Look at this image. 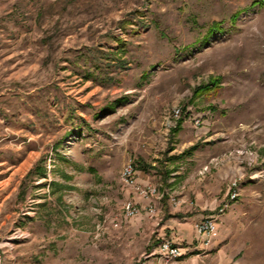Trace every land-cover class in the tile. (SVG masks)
Returning <instances> with one entry per match:
<instances>
[{"label": "rangeland", "instance_id": "374dc122", "mask_svg": "<svg viewBox=\"0 0 264 264\" xmlns=\"http://www.w3.org/2000/svg\"><path fill=\"white\" fill-rule=\"evenodd\" d=\"M254 1L0 0V264H264ZM129 162L148 166L132 185ZM235 179L240 195L205 245L197 225ZM174 220L193 222L194 239L168 259Z\"/></svg>", "mask_w": 264, "mask_h": 264}, {"label": "built area", "instance_id": "2783aa9c", "mask_svg": "<svg viewBox=\"0 0 264 264\" xmlns=\"http://www.w3.org/2000/svg\"><path fill=\"white\" fill-rule=\"evenodd\" d=\"M122 177L127 184H135L137 179V170L134 163L129 162L125 164L122 168ZM240 187L238 180L235 179L231 182V189L228 195V199L225 200L219 208L211 215L205 217L197 225L199 233L203 237V242L205 245H209L212 242V235L218 229L219 219L226 213V211L231 207L232 203L240 195ZM149 192H156V188L149 185ZM146 191V189H145ZM161 252L168 259H174L182 255L181 248L171 239H164L161 243Z\"/></svg>", "mask_w": 264, "mask_h": 264}, {"label": "trees", "instance_id": "16d2710c", "mask_svg": "<svg viewBox=\"0 0 264 264\" xmlns=\"http://www.w3.org/2000/svg\"><path fill=\"white\" fill-rule=\"evenodd\" d=\"M257 5H264V0H256V1H254L252 3V6H257ZM242 11L243 10H239L236 13L233 14L232 20L234 22L237 20V18L239 17V15H240V13ZM222 29H223V27H222V23L221 22H218V21L214 22L210 26L209 31L207 33V36L204 38L203 42L204 43H207L208 40L210 39V37L212 36V34H214L216 31H220ZM219 80H220L219 78L212 79V82H209L207 84H202V85L198 86L195 89V91H194V96L195 97L201 96L203 94H206V93L211 92L215 88L220 87V81ZM185 117H186L185 115H181L177 119L175 126L171 128L172 134H175L176 132H178V130L182 127V122L185 119ZM199 147H200V144L199 143H194L193 145H191L190 147H188L187 149H185L181 153L172 155L169 160H171L173 162H176L178 160L185 159L187 157H191V156L194 155V153L196 152V150ZM173 149H174V147H171V150H173ZM147 167H148L147 165L140 164V162L135 165L136 170L145 169ZM150 167L156 168L153 165H150ZM90 170L93 171V172H95V169L94 168H90ZM167 172H168V174L166 175V177H168L171 174V172H173V171L172 170H168Z\"/></svg>", "mask_w": 264, "mask_h": 264}, {"label": "crops", "instance_id": "0c3cea01", "mask_svg": "<svg viewBox=\"0 0 264 264\" xmlns=\"http://www.w3.org/2000/svg\"><path fill=\"white\" fill-rule=\"evenodd\" d=\"M211 215V214H210ZM225 215V214H224ZM209 216V215H208ZM207 217V216H206ZM205 218V217H204ZM203 218V219H204ZM194 220H196V219H194ZM220 221H221V218L219 219V221H218V225H219V223H220ZM170 224V223H169ZM171 227H173V228H175V229H178V231H181L180 232V234H179V232H175L176 233V235L174 236V239H173V241L177 244V245H179L180 246V244H181V238H184V240H188V241H192L193 239H194V232H195V230H194V223L193 222H190V221H180V220H174V221H172V223H171V225H170ZM191 245H192V242H191V244H189V245H186L185 247H181L180 246V248H181V250L183 251V250H185V251H187V250H189L190 248H191ZM185 251H183V253L185 252ZM182 253V254H183Z\"/></svg>", "mask_w": 264, "mask_h": 264}]
</instances>
